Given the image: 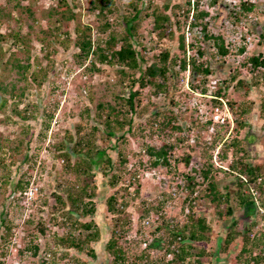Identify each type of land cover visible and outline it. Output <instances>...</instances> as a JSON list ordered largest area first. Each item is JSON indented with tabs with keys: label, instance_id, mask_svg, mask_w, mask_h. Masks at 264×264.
<instances>
[{
	"label": "rangeland",
	"instance_id": "obj_1",
	"mask_svg": "<svg viewBox=\"0 0 264 264\" xmlns=\"http://www.w3.org/2000/svg\"><path fill=\"white\" fill-rule=\"evenodd\" d=\"M117 1L115 7L119 14L118 21H122L121 16L129 14L126 7L128 0ZM148 1L153 5L152 8L154 6L160 10L164 8L163 12L170 21L164 22V26L155 27V17L150 12L151 8L149 15H144L143 10L141 16L133 22L136 24L133 47L136 50L145 48V52L141 50L144 58L140 64L142 70L158 59L156 56L160 52L170 50L167 59L169 69L164 80L168 87L164 91L156 90L152 85L139 87L138 83L132 85L131 89L128 80L119 81L116 70L118 67L114 64L96 62L99 72L87 70L93 59L91 54L86 59L82 57L80 59L82 61L77 63L74 56L78 52L74 45L75 29L83 28L89 23L91 40L100 38L101 34L93 12H86L83 6L75 8L73 19L64 26L63 19L58 15H47L48 7L45 6V0H0V35L3 36L0 37V80L7 89L4 93L0 91L6 102L0 112V158H3L5 165V169L0 170V263L110 264L109 255L86 254L91 246L98 250V244L102 246L104 241L91 244L88 240L83 243L82 248H76L64 245L61 240L68 231H71L74 237H78L98 230L99 238L101 236V240H106L112 236L114 224L120 216L121 221L125 222L120 229L124 230L123 235L129 236L130 239L121 238L119 244L124 248L129 260L138 257L140 264V261L144 260L143 257H146L151 264L164 250L155 248L144 250L143 241L147 239L146 242H149L153 237L162 241L163 235L167 238L170 220L172 224H184L188 210L187 203L183 201L184 197L189 195L193 199L200 189L205 188L207 181L195 184L197 188L195 187L191 193L189 188H185V183L182 188L177 184L184 182L185 175L190 173L200 183L199 170L203 163L204 167L207 166L209 171L215 174L220 190H230V200L227 202L223 200L219 205L220 210L227 206L232 207V219H236L243 212V207L237 204L235 198L234 192L238 187L231 182L233 174L226 173L223 168L228 167L233 158H240L241 155H246L245 160L253 158L255 163L264 165V124L262 125L264 119H261L259 111V105L264 100V67L251 73L249 66L244 64L252 54H259L264 58V0H195L198 2L199 10L207 12L197 20V27L189 25L194 19L189 17L191 8L189 9L188 0ZM142 3L141 8L145 5L143 0ZM242 4L250 6V10L244 9ZM57 17L59 19L55 21ZM48 29L52 30L49 36ZM167 29L169 33L162 34L168 31ZM65 30L68 35L64 33ZM208 32L224 40V44H227V54L221 55L213 45L214 41L203 37ZM42 35L48 36L43 43L40 42ZM182 35L184 49L179 47ZM13 36H17V40L12 38ZM68 36L70 40L66 41ZM242 38L244 51L238 52L240 44H243L240 41ZM19 39L21 41H18ZM198 45L203 48L202 57H196L195 49L190 47ZM43 47L50 51L47 59L44 58ZM184 56L187 60L195 58L196 62H203V66L209 70L208 73H192L191 67L179 70L177 60ZM13 58L18 59L23 66L28 65L24 77L9 67L3 68L5 61ZM174 61L177 64H174ZM45 65L46 75L40 78L41 72L38 70ZM136 76L135 74L134 78ZM232 76L235 77L234 80ZM238 79H243L249 84L246 96L243 94L244 89H236ZM202 87L207 88L206 91H202ZM130 89L138 91L133 102L135 112L128 113V117L132 119L130 128L125 126L124 129L116 131L115 137L109 140L104 137L103 131L95 133L92 138L91 136L86 138L94 148L104 149L112 161L115 160L111 170L101 165L89 169L88 180L97 185L96 196L90 199L95 210L83 215L86 206L80 205L76 211L68 204L55 209L53 205L56 203V195L63 194L67 186L74 181L81 182L83 176H87L82 174L80 169L77 172L72 169L74 162L82 160L84 164L83 157L78 155V147H75V153L67 150V147H73L77 141V136L74 135L77 128L80 129V135L86 137L91 135L89 133L94 122L91 116L89 120L80 118L79 110L90 103L93 109L98 100L126 106L125 100ZM216 90L226 97L223 101H234L233 110L248 101L251 102L250 117H243L245 126L239 128L238 132H234L227 125L215 128L211 133L207 129V124L203 122L205 113L214 111L212 100ZM89 98H92L91 101ZM15 111L22 113L26 111L28 117L23 120ZM168 111L180 116V124L187 130L166 133L156 128L155 118H162L163 112ZM51 112L50 126L43 136L41 135L44 133L43 121ZM121 134H124V139L117 137ZM69 135H73L72 141L67 138ZM206 139L213 140L215 144L206 147L204 143ZM234 140L242 150L226 147ZM60 141H64V145L63 150L58 152L67 151V159L56 157V148ZM162 143L167 145L170 165L152 166L153 157L148 154L147 149L152 147L158 150ZM224 149H228L226 158H221L220 155L214 157ZM118 152L124 153L126 157L124 165L120 163L118 165L116 160ZM187 154L190 155V161L186 166L179 159ZM66 160L68 165L65 166ZM216 164L222 165L223 168L217 167ZM191 167H196L195 173L190 171ZM119 169H124V172L119 178L113 179V173ZM169 170L177 172V175L170 172V176ZM262 171L261 176L264 178V169ZM132 173L136 174L137 182L133 181L134 184L128 182ZM10 178H14L15 182L30 179L40 185V193L36 194L32 205L26 206L23 199L14 195L18 192L17 189H14L16 192L12 191L13 184L10 183ZM136 186L139 187V193L134 195ZM111 195H115L118 207L121 203L125 204L124 212L112 214L106 211L104 205L106 206V200ZM258 199L256 205L264 209L262 205L264 195L261 193ZM196 205L198 207L195 210L199 212L206 209L200 204ZM207 208L208 210L203 213L207 212L204 215L212 223L211 235L217 232V237L210 238L209 242H193L195 246L191 252L204 246L206 252L200 258L202 264L243 263L242 258H249L247 254L237 263L233 260L243 240L237 238L229 245L227 252H222L217 243L222 242L223 228L229 224V218L218 217L212 206ZM1 211L5 212V215H2L3 222ZM146 218L149 225L143 228L141 221ZM89 221L93 226L85 229L82 223ZM161 223V229L156 230ZM40 224L43 226L41 231ZM247 224H250L251 240L248 241L252 242L249 246L254 253H260L264 249V243L260 242L264 240L262 236L264 213H260L258 209L254 210ZM7 227L10 228L9 232ZM241 227L237 225L234 230L241 232ZM146 233L151 236H145ZM258 238L259 243L253 246V241ZM26 246H37L36 254H31L33 252L31 248L21 254L19 251ZM62 255L65 257H61Z\"/></svg>",
	"mask_w": 264,
	"mask_h": 264
},
{
	"label": "trees",
	"instance_id": "obj_2",
	"mask_svg": "<svg viewBox=\"0 0 264 264\" xmlns=\"http://www.w3.org/2000/svg\"><path fill=\"white\" fill-rule=\"evenodd\" d=\"M144 1V9L141 8L142 0H128L126 2V7L128 8L129 14L121 16L122 21H118L119 14L117 13V9L115 7V4L118 3L117 0H89L86 2V5H83V8L86 9V12H93L94 17L98 20V30L101 34L100 38H96L95 40L90 39V24H85L83 28H76L75 29V40L74 45L78 49L77 54L75 53L74 56L77 59V63H80L82 60V57L86 59L90 54L93 56V59L90 62V65L87 67V70L89 71H98V67L96 65V62L98 63H105V64H116L118 67L117 73L119 74V81L128 80L129 87L131 89L132 85L135 83H138L139 87H144L146 85H152L156 88V90H167V84L164 80H166V73L168 72L169 65L167 63V59L170 55V50L165 49L163 52H160L156 57L158 59L152 61L150 64H148L143 70L140 66V64L144 61L143 58V52H145V48H142L140 50H136L133 47V42L135 39V27L136 24L133 23L136 21L140 16L141 13L144 15H149V10L151 8L152 12L151 14L155 17V27H161L164 26V22L170 21V18L164 14V8L161 10L156 8L155 6L152 8V4H150V1L143 0ZM215 1V0H213ZM143 4V3H142ZM244 6V9H247V11L250 10V6L246 7V4H242ZM188 6L189 9L193 11L196 10V14L194 15L195 18H198L199 16L206 15L207 12L203 10H199L198 2L194 1L191 2L188 0ZM73 9H75V4H71L68 0H57L55 5L48 8L47 15L51 16L53 14H56L59 16V18H62V22L64 21V26H67L69 22L73 19L74 14L76 13ZM189 12V10H187ZM194 12V11H193ZM58 17L55 18V21H58ZM192 26H196L197 19L194 20V22H191ZM121 28V30H119ZM205 28V26H204ZM49 30V29H48ZM47 30V31H48ZM168 31L162 32V34L167 35L169 33ZM51 31L49 30L47 32L48 36L51 35ZM66 35L69 33L65 30ZM46 35H42L40 37V42L43 43L46 38H48ZM0 37H3L0 35ZM204 38L212 39L214 41L213 45L217 47V51L221 55H225L228 53L227 44H224V40L220 37H215L212 35H206L204 34ZM12 38L17 40V36H13ZM181 43H179V47L184 49V36L182 35L180 37ZM243 39V38H242ZM70 40L69 36L66 38V41ZM18 41H21L20 39ZM64 41V42H66ZM63 42V43H64ZM62 43V42H61ZM194 48V52L196 57H202L203 56V48L201 46H190ZM244 47L242 44H240L238 52L244 51ZM45 50V56L44 58L49 56L50 51ZM1 52V50H0ZM174 61V64H177L179 70H186L187 67L192 70V73L197 72L207 74L208 69L205 68L203 65V62H196L195 58H189L188 60L186 57H182L180 60ZM249 66V71L253 73L254 71H257L260 67H264V58H261L260 55H250L247 60L244 63ZM7 65V66H6ZM11 70H14L16 74L23 75L24 72H26V69L28 65L23 66L21 62L18 59H7L5 61V66L3 68H8ZM47 66L40 67L38 72H41L40 78L45 77L46 75ZM4 72V71H2ZM99 72V71H98ZM138 72V74H137ZM177 72V71H176ZM135 74L137 75L136 78H134ZM177 74V73H176ZM234 76H232V79L234 80ZM162 79V81L160 80ZM236 89L239 90V88L244 89L243 94L246 96L248 93V86L249 84L244 81L243 79H238L236 84ZM129 90L127 98L125 100L126 106L122 105H115L110 103L109 101H103L98 100L95 107L91 108V103L86 104L83 106L82 110H79V116L80 118L88 119L89 116H91L92 121L94 122L91 126V132L89 136L86 137V135H80L79 128L75 131L74 135L77 136V141L74 144L73 147H67V150L72 151L73 153L75 150V147H78V155L83 157V163L82 160H79L78 162H74V166L72 169L77 172L78 169L82 170V174H87V176H83L84 179L81 180V182L72 183L71 185L67 186L65 189V192L63 194L56 195V203L54 206L55 209L57 208H63L67 204L69 207L73 209H77L80 207V205L86 206L83 204L84 200L87 198H93L96 196V190L97 185H93L91 182H89L88 178L90 177L89 169L90 167L94 166H102L106 169L111 170L113 167V164L115 163L112 161L111 156L102 148L96 149L94 148L93 144H90L88 142V137L91 136L94 137L95 133H98L99 131H103L104 137L106 139H111L112 137H115L116 131H119L121 129H124L125 126L130 128V124L132 122V119L128 117V113L131 111L135 112L134 107V99L136 98L138 91L137 90ZM207 88L202 87V91H206ZM7 89L4 87L3 83L0 80V91L5 92ZM214 98L212 100V106H219L220 102L217 100V96H222L219 93V90H216L214 92ZM92 99V98H91ZM89 98V101H91ZM175 103V102H173ZM250 103H246L245 105H240L234 110V116H236L235 125L233 128L234 132H238V129L245 126L244 124V118L248 117L250 115ZM228 104L232 106L234 104L233 100H228ZM6 105L4 96L0 94V112ZM259 111L264 117V100L259 105ZM15 114L20 117L23 120H26L28 117L26 114V111L18 112L15 111ZM159 115V114H158ZM52 117V112L46 115V119L43 121V129L44 133L41 135H45L47 132V129L50 126V119ZM156 117L155 123L157 124L156 128H159L163 132L170 133L173 132H180L181 130H187L186 128H182L180 124V116L174 115L172 112H163L162 118ZM89 120V119H88ZM221 128V127H220ZM219 129V128H217ZM216 129V131H217ZM206 130V129H205ZM165 133V134H166ZM67 137V136H66ZM118 138L124 139V134H121L120 136H117ZM69 141H72L73 135H69L67 137ZM206 147L210 145H214L215 142L213 140L207 141L205 140ZM64 141H60L57 144V155L56 157H64L67 159L68 154L67 151L58 152L59 150H63ZM189 145V144H188ZM80 146H83L80 148ZM167 145L162 143L160 148L158 150H154L152 147L148 148V154L153 157L151 160V165L155 166L158 164H163L165 166H169V157H168V151L166 150ZM1 147V145H0ZM191 147V146H190ZM226 147L236 148L235 150H242L239 145L237 146V143H235V140L227 144ZM227 151L228 149H224L217 153V155L221 158L227 157ZM22 153H19L21 155ZM246 156V155H245ZM245 156L241 155L240 158H233L228 164V167L224 169V171L230 175L233 174V180L231 182L234 183V185H237L238 190L234 192L235 198L237 199V204L239 206L243 207V212L240 214L239 217H236V219H230L232 214V207L227 206L224 210H220V204L225 200L226 202L230 200V190L221 191L220 188L217 185L216 182V176L212 172L209 171L208 167L203 166L199 170V175L201 177L200 183H198L194 177L193 174H186L184 178V182H180L177 185L179 187H183L185 183V188H189V192H193L194 188L196 187L195 184H202L205 181L206 186L204 189H200V191L192 197L189 195L184 197V202L187 203V212L185 214L186 221L182 225L177 224H171L172 228L167 231L168 238L165 241H161L160 238H153L150 243L145 244L144 250H148L149 248H155V249H163V253L160 256H156L152 261L151 264H202L200 261L201 256L206 252V250L203 248L204 246H201L199 250L192 251L195 244L194 243H200L202 241L209 242L211 239L214 238L212 236L211 232L213 230L212 223L204 214H207V212L203 213V211H207V206H212L213 209H215V212L217 213L218 217H225L226 219L229 218V224L226 225L225 229L223 228L224 235L222 236V242H217L220 250L222 252H227L229 245L231 243H234V241L239 238L240 241L243 240V243L241 242V247L239 249V252L234 255L233 260L235 263L241 257L245 254L249 256V258H242L241 261L243 263L240 264H264V249L260 253H254L251 249V246L249 241L250 240V224H247V221L250 217H252V214H254V210L257 211L255 202L248 192L249 186H252L253 184L258 186V191L264 195V178L261 176L263 175V169L264 165L261 163H258L254 161L253 158L245 160ZM116 160H118V165H124L126 162V157L124 153L118 152L116 156ZM210 158V157H209ZM180 162H183L186 166L189 164L190 161V155L187 154V156L182 157L179 159ZM3 158H0V170L5 169V165L3 162ZM68 165V161L66 160L65 166ZM198 170V169H197ZM191 172L196 171L194 167H191ZM123 170H118L116 173H113V179L116 177L119 178ZM171 170H169L170 174ZM173 175H177V172L172 171ZM77 175V174H76ZM171 176V174H170ZM79 177V176H77ZM115 177V178H114ZM6 180L8 178H5ZM112 179V180H113ZM259 179V180H258ZM133 181H136V174L132 173L130 175V179L128 182L130 184H134ZM259 181V183L257 182ZM3 183V181H2ZM10 183L13 184L12 191H22L24 190L28 184L30 183V179H26L23 182V179L17 180L15 182L14 178H10ZM112 184L114 182H111ZM1 184V183H0ZM226 186H224L225 188ZM197 188V187H196ZM241 188V189H240ZM14 189H17L16 191ZM227 189V187H226ZM244 193H243V192ZM12 192V193H13ZM139 193V187L134 188V195H137ZM65 194V195H64ZM64 195V196H63ZM200 200V201H199ZM224 201V202H225ZM262 201V200H261ZM191 202V203H190ZM200 202V203H199ZM59 203V204H58ZM117 199L115 195H111L107 198L106 201V207L107 211L111 212L112 214H120L121 212H124L125 204L121 203L118 207ZM196 204H200L203 207H206L202 212L195 210L196 207H198ZM60 205V206H59ZM189 205V206H188ZM206 205V206H205ZM262 205L264 206V202H262ZM52 207V206H51ZM90 207L91 204H90ZM94 210L92 209H85L83 211V215L90 214ZM5 213V212H4ZM1 211V221L2 215H5ZM213 221V220H212ZM228 222V221H227ZM226 222V223H227ZM123 221H121V217L118 216V219H116V222L114 224V230L112 233V236L110 235V238H108V241L105 245L99 247L102 249L103 253L109 254V256L112 257V262L114 264H138V261H130L127 259V255L125 253V250L122 246L119 244V240L121 238H124L123 235L124 230L121 231L120 227L123 228ZM253 221L251 222V225H253ZM119 224H121L119 226ZM237 225L242 226V231L237 232L238 230H234ZM82 226L85 229H88L90 227V222L82 223ZM118 226V228H117ZM162 227V223L160 226L156 227V230H160ZM43 229V226L40 224L39 230L41 231ZM155 230V231H156ZM7 231H10V228L7 227ZM109 233V232H108ZM110 234V233H109ZM264 238V232L262 234ZM99 238V232H94L93 234H86L85 236H78L74 237L71 234V231H68L64 237H62V243L64 245H70L75 246L76 248H82L83 243L90 240V241H96ZM260 241V238L255 240L253 242V246L257 245ZM164 242V244H163ZM194 242V243H193ZM260 242L264 243V240L262 239ZM252 243V242H251ZM166 244V245H165ZM33 250L31 253L32 255L36 254L37 246H26L23 250H20L19 252L22 254L23 251H29ZM154 249V250H155ZM93 249L90 248L88 250V253L91 256H96L95 253H92ZM212 254V253H211ZM146 256V255H143ZM65 257V255L61 256ZM138 258V257H137ZM141 259V258H139ZM144 260L140 261V264H149L146 260V257H143ZM45 263V262H44ZM2 264V263H0Z\"/></svg>",
	"mask_w": 264,
	"mask_h": 264
},
{
	"label": "clouds",
	"instance_id": "obj_3",
	"mask_svg": "<svg viewBox=\"0 0 264 264\" xmlns=\"http://www.w3.org/2000/svg\"><path fill=\"white\" fill-rule=\"evenodd\" d=\"M71 4L73 3V4H75V8H81L83 5H84V3H86L87 1H89V0H68ZM77 1V2H76ZM191 2H194L195 0H190ZM57 2V0H45V6L46 7H48V8H50L51 6H53V5H55V3ZM81 2V3H80ZM77 3H79V5H81V6H79ZM199 6V5H198ZM199 9V8H198ZM74 11H75V9H73ZM200 10H202V9H200ZM192 11V10H191ZM194 12L192 13V15H193V19L195 20V19H199L200 17H203V16H199L198 18H195V14H196V10L194 9L193 10ZM203 11H205V10H203ZM206 12V11H205ZM198 23V22H197ZM192 23L190 22V24L189 25H191ZM206 25V23L204 24V26ZM195 27H197V24H196V26ZM206 35H211V34H209V32H208V34H206ZM240 41L241 42H243L244 40L243 39H240ZM248 41V40H247ZM242 45H244V42H243V44ZM114 66H116V64H114ZM213 98H214V96H213ZM223 98L226 100V97H224L223 95L222 96H217V100H218V102H220V105L219 106H217V107H219V110L220 111H223V107H224V105H223ZM225 104H227V106L230 108V117H229V119H228V121L226 122V124H220V123H217L215 120H214V117H213V115L214 114H216V113H218L217 111H210L209 113H205V115H204V117H203V122L204 123H206L207 124V129H208V131L209 132H211V133H213L214 131H215V128H219V127H222V126H227L228 125V127H230L232 130H233V128H234V125H235V120H236V116H234V110H233V106H230L229 104H228V100L225 102ZM216 106H212V110L215 108ZM248 117H250V115L248 116ZM261 119H264V117H262ZM248 121H250V120H248ZM264 124V122H262V125ZM217 154H216V156H214L215 158H217ZM216 163V162H215ZM216 166L217 167H220V168H223L222 167V165L220 166L219 164H216ZM195 169H196V167H194ZM224 169H226V168H224ZM30 186H36L37 187V189L34 191V193H33V196L31 197V198H27V196H25L24 195V192L25 191H27L28 190V188L30 187ZM253 186V190L252 191H255V193H253L251 190H250V187L248 188V192H249V194H251V196H252V198H253V200H254V202H255V205L258 203V198H260V196H261V193L258 191V184H257V186L256 185H252ZM40 185H38L36 182H34V180H30V183L28 184V186L24 189V190H22V191H17L18 193L17 194H14L17 198H21V199H23V202L26 204V206H29V204L30 205H32V202H33V200L37 197L36 196V194L37 193H40ZM14 196V197H15ZM13 197V198H14ZM108 197H110V196H108ZM92 198V197H91ZM91 198H87L86 199V201L84 200V204L86 203V205L88 206V207H86V209H92V210H95V206H93L94 205V203L92 202V201H90V199ZM107 201V200H106ZM90 204H91V206L92 207H90ZM104 207H106L105 205H104ZM107 208V207H106ZM256 208L259 210V212L260 213H264V209H263V207H261L260 205L259 206H257L256 205ZM77 211V210H76ZM106 211H107V209H106ZM109 213V212H108ZM110 216H112L111 214H109ZM73 217V216H72ZM77 217H79V216H77ZM158 218V217H157ZM79 219V218H78ZM230 219H231V217H230ZM90 222V221H89ZM172 222V220H170L169 221V228H168V230H170L171 228H172V226H171V223ZM83 223H85V222H83ZM141 224L143 225V228H146V226H148L149 225V220H148V218H146V219H143L142 221H141ZM92 223L90 222V227L88 228V229H90V228H92ZM139 231H141L140 229H139ZM98 232H99V230H98ZM94 232H92L91 234H93ZM136 233H137V231H136ZM138 234H139V232H138ZM103 235H106V234H103ZM139 235H142V234H139ZM145 236H151L149 233H146L145 234ZM215 238L217 237V232H215V234L213 235ZM154 238V237H153ZM153 238H151V240L149 241V242H146L147 241V239H145V241H143V243H142V245H143V248H144V246H145V244H147V243H150L151 241H152V239ZM167 238H168V235H167ZM166 236H164L163 235V238H162V241H165L166 239ZM123 239H130V237L129 236H125ZM101 241H104V244L103 245H105L106 244V242L108 241V239H106V240H101V236H100V238H98V240H96V241H94V242H100L101 243ZM162 241H160V242H162ZM251 241V240H250ZM89 242H91V244L92 243H94L93 241H90L89 240ZM253 242H255V241H253ZM251 243V242H250ZM252 244V243H251ZM102 245V246H103ZM92 247V249H93V252L92 253H95L96 255H98L99 253H101V254H104V255H109V254H107V253H103V251H102V249H100V248H98V250H95V248L93 247V246H91ZM96 248H97V246H95ZM98 247H101V246H99V244H98ZM53 253V252H52ZM86 254H89L88 253V251L86 252ZM90 255V254H89ZM110 257V264H114L113 262H112V257L111 256H109ZM127 259L129 260V258H128V256H127ZM135 260H129V262L130 261H135V262H137L138 261V258L136 257V258H134Z\"/></svg>",
	"mask_w": 264,
	"mask_h": 264
},
{
	"label": "built area",
	"instance_id": "obj_4",
	"mask_svg": "<svg viewBox=\"0 0 264 264\" xmlns=\"http://www.w3.org/2000/svg\"><path fill=\"white\" fill-rule=\"evenodd\" d=\"M193 11H191V14H190V19L193 18V15H192ZM223 111H220L219 110V107H215L214 110L217 111L218 113L214 114L213 117H214V120L217 122V123H220V124H226V122L228 121L229 117H230V108L227 106V104H225V101H223ZM259 180V179H258ZM259 183V181H257ZM250 187V190L252 191L254 188L253 186H249ZM37 189L36 186H30L28 188L27 191L24 192V195L27 196V198H31L33 196V193L34 191ZM253 193H255V191H252Z\"/></svg>",
	"mask_w": 264,
	"mask_h": 264
}]
</instances>
